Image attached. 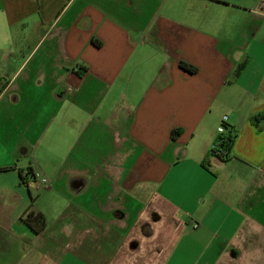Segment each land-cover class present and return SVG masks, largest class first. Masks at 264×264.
<instances>
[{
	"label": "crops",
	"instance_id": "obj_1",
	"mask_svg": "<svg viewBox=\"0 0 264 264\" xmlns=\"http://www.w3.org/2000/svg\"><path fill=\"white\" fill-rule=\"evenodd\" d=\"M0 160L39 164L60 196L32 210L38 234L33 204L0 196L17 264L246 262L239 237L264 229V0H0Z\"/></svg>",
	"mask_w": 264,
	"mask_h": 264
},
{
	"label": "rangeland",
	"instance_id": "obj_2",
	"mask_svg": "<svg viewBox=\"0 0 264 264\" xmlns=\"http://www.w3.org/2000/svg\"><path fill=\"white\" fill-rule=\"evenodd\" d=\"M222 135L225 136L226 132L224 131L221 136ZM219 141L220 139H218L216 143L219 144ZM57 160L58 159H56V162ZM36 166L37 168L34 170V173H29V170L27 171V169L21 171L20 168H17L14 171L0 169V196H4V194L10 195L11 193H13V195L21 194L24 196L25 202L27 201L28 203L33 204V208H30L31 210L42 209L50 214L52 213V211L48 209L49 205H51L50 201L52 200L54 203L55 201H58L55 199L60 200V198H58L60 196L56 188H52L53 192L51 193L44 192L45 185L48 186L46 183L50 179L42 174L40 168H38L39 164ZM46 167L48 166L45 165V168ZM30 198L33 200H30ZM30 235L33 236L32 234ZM10 239L11 238L8 239L7 236L0 234V264H17L19 258L16 257L18 253L15 251H17L18 245ZM239 239H241L244 248L249 251V259L246 262L234 260L227 264H264V229L258 228L254 231L245 232L239 237ZM22 242L26 245L28 244V240L24 238L19 241L20 257L22 256ZM41 242L42 241L40 240L39 243ZM215 264L224 263L218 262Z\"/></svg>",
	"mask_w": 264,
	"mask_h": 264
},
{
	"label": "trees",
	"instance_id": "obj_3",
	"mask_svg": "<svg viewBox=\"0 0 264 264\" xmlns=\"http://www.w3.org/2000/svg\"><path fill=\"white\" fill-rule=\"evenodd\" d=\"M95 43V42H94ZM97 46L99 45L96 43ZM180 69H182L184 72L189 73V74H194L195 69L191 68L185 63H180L179 64ZM244 65L241 64L236 68L235 74L237 75L242 69ZM225 132L226 135H222L220 137L219 141V149L220 151L223 152V155L221 156L222 158H225L229 154L230 147L232 146L234 142V135L227 131V127L225 126ZM177 135V132L173 133V137ZM22 221L23 223L35 234L40 233L44 228H45V219L44 216L41 213L34 212L30 208L24 211L23 216H22Z\"/></svg>",
	"mask_w": 264,
	"mask_h": 264
},
{
	"label": "built area",
	"instance_id": "obj_4",
	"mask_svg": "<svg viewBox=\"0 0 264 264\" xmlns=\"http://www.w3.org/2000/svg\"><path fill=\"white\" fill-rule=\"evenodd\" d=\"M226 120H227V118L226 117H223L222 118V123H221V125L219 126V128L217 129V132H218V134H223L224 133V131H225V123H226ZM219 144H214L213 145V147H212V149H211V154L213 155V156H215V157H221L222 155H223V152L222 151H220V149H219V146H218ZM222 158V157H221Z\"/></svg>",
	"mask_w": 264,
	"mask_h": 264
}]
</instances>
